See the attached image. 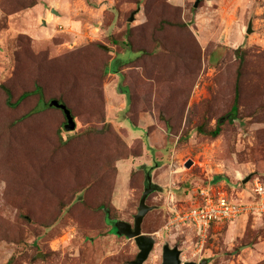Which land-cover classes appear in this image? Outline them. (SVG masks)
Segmentation results:
<instances>
[{"label":"rangeland","instance_id":"1","mask_svg":"<svg viewBox=\"0 0 264 264\" xmlns=\"http://www.w3.org/2000/svg\"><path fill=\"white\" fill-rule=\"evenodd\" d=\"M236 83L234 118L199 132ZM37 86L75 129L35 110ZM147 174L159 189L144 264L164 244L182 262L264 264V214L214 224L203 243L168 226L201 191L238 198L264 182V0H0V264H131L134 240L111 229L133 224Z\"/></svg>","mask_w":264,"mask_h":264},{"label":"built area","instance_id":"2","mask_svg":"<svg viewBox=\"0 0 264 264\" xmlns=\"http://www.w3.org/2000/svg\"><path fill=\"white\" fill-rule=\"evenodd\" d=\"M170 211L169 227L191 226L201 242L210 227L217 223L231 222L249 214H264V182L253 178L246 194L228 197L224 193L201 191L197 202L183 211Z\"/></svg>","mask_w":264,"mask_h":264},{"label":"water","instance_id":"3","mask_svg":"<svg viewBox=\"0 0 264 264\" xmlns=\"http://www.w3.org/2000/svg\"><path fill=\"white\" fill-rule=\"evenodd\" d=\"M196 5L197 2H195L194 6ZM52 12H55V10H52ZM132 19H133V15L131 14V16L129 17V21H132ZM251 30H252L251 22H249L246 28V32L250 33ZM50 105L62 109L66 117V124L64 125V129L66 131L73 130L75 128V122L70 114V110L64 104L58 103V101L55 99L51 100ZM146 177H147L146 179L147 183L142 193V196L139 200L137 213L133 216V224H130L129 222L124 220H117L114 221L113 223V226L116 229L115 233L117 235H123L127 238L133 239L138 248V252L135 256V259L131 261V264H144L145 260L147 259L150 251L154 246L153 238L141 232V224L147 212L153 209V206H149L146 204V198L150 193H152L156 189H159V187L156 184H152L151 177L149 174H147ZM249 177H250L249 175L246 176L243 182L247 181ZM180 255H181V249H179L177 246L171 247L168 244H164L162 246L160 264H207L208 262L206 258H203L199 262H195V261L182 262Z\"/></svg>","mask_w":264,"mask_h":264},{"label":"trees","instance_id":"4","mask_svg":"<svg viewBox=\"0 0 264 264\" xmlns=\"http://www.w3.org/2000/svg\"><path fill=\"white\" fill-rule=\"evenodd\" d=\"M127 53H132V52H126L122 57H117L116 58V61H118V64L120 63H125V62H127L131 57H128L127 56ZM133 55H134V53H132ZM116 65H117V63H116ZM34 92H37L38 94H39V96H40V98H39V103H38V107L37 108H35V110L36 111H40L41 109H43L45 106H51V107H55V108H58V107H56V106H53V105H50V102H51V100H49L48 102H43L42 101V98H41V92H40V87H36L34 90H33ZM31 92H24V93H22L19 97H18V99H17V101L16 102H19L20 100H22L23 98H25V97H27L29 94H30ZM7 96H8V98H9V94H7ZM238 97H239V92H238V83H236V85H235V91H234V97H233V104H232V106H231V109H230V111L226 114V115H224V116H222V117H220L219 119H217V121H216V125H215V127H214V129H212V130H203V128L202 127H199V132H204V133H208V134H210L212 137H215V136H217L219 133H220V127H221V125L226 121V120H231L232 118H234V116H235V113H236V110H237V102H238ZM8 98H7V101H8ZM53 100V99H52ZM55 100H57V99H55ZM58 101V103H60V104H64V103H62V102H60L59 100H57ZM65 105V104H64ZM66 106V105H65ZM67 107V106H66ZM68 108V107H67ZM58 109H60L61 111H62V109L61 108H58ZM69 109V108H68ZM70 110V109H69ZM62 113H63V111H62ZM70 114H71V110H70ZM63 116H64V119H65V124H66V117H65V115H64V113H63ZM71 116L73 117V115L71 114ZM74 120V119H73ZM75 122V121H74ZM64 124V125H65ZM75 129V128H74ZM112 233H115V228L114 227H112Z\"/></svg>","mask_w":264,"mask_h":264},{"label":"crops","instance_id":"5","mask_svg":"<svg viewBox=\"0 0 264 264\" xmlns=\"http://www.w3.org/2000/svg\"><path fill=\"white\" fill-rule=\"evenodd\" d=\"M242 219V218H241ZM236 220H239V219H236ZM231 222H233V221H231Z\"/></svg>","mask_w":264,"mask_h":264}]
</instances>
